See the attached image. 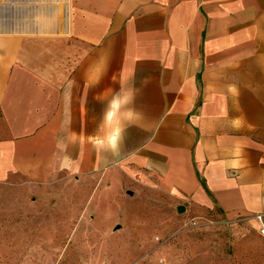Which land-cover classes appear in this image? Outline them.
I'll return each mask as SVG.
<instances>
[{
  "label": "crops",
  "instance_id": "obj_1",
  "mask_svg": "<svg viewBox=\"0 0 264 264\" xmlns=\"http://www.w3.org/2000/svg\"><path fill=\"white\" fill-rule=\"evenodd\" d=\"M59 173L264 217V0H0V182Z\"/></svg>",
  "mask_w": 264,
  "mask_h": 264
},
{
  "label": "rangeland",
  "instance_id": "obj_2",
  "mask_svg": "<svg viewBox=\"0 0 264 264\" xmlns=\"http://www.w3.org/2000/svg\"><path fill=\"white\" fill-rule=\"evenodd\" d=\"M264 264L254 221L128 174L0 182V264Z\"/></svg>",
  "mask_w": 264,
  "mask_h": 264
},
{
  "label": "built area",
  "instance_id": "obj_3",
  "mask_svg": "<svg viewBox=\"0 0 264 264\" xmlns=\"http://www.w3.org/2000/svg\"><path fill=\"white\" fill-rule=\"evenodd\" d=\"M255 219H256V222L258 223L260 234L264 238V217L262 215H257ZM160 263L165 264L163 260H161Z\"/></svg>",
  "mask_w": 264,
  "mask_h": 264
}]
</instances>
